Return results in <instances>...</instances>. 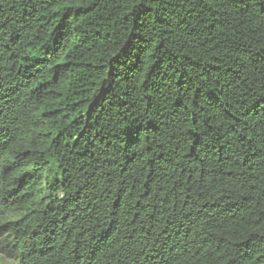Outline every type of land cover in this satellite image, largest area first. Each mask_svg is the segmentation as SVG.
I'll return each mask as SVG.
<instances>
[{"label": "trees", "instance_id": "trees-1", "mask_svg": "<svg viewBox=\"0 0 264 264\" xmlns=\"http://www.w3.org/2000/svg\"><path fill=\"white\" fill-rule=\"evenodd\" d=\"M0 257L264 264V0H0Z\"/></svg>", "mask_w": 264, "mask_h": 264}, {"label": "rangeland", "instance_id": "rangeland-1", "mask_svg": "<svg viewBox=\"0 0 264 264\" xmlns=\"http://www.w3.org/2000/svg\"><path fill=\"white\" fill-rule=\"evenodd\" d=\"M0 264H12L9 260H5L0 257Z\"/></svg>", "mask_w": 264, "mask_h": 264}]
</instances>
